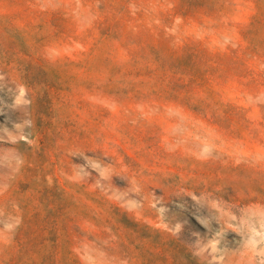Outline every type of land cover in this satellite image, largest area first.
I'll use <instances>...</instances> for the list:
<instances>
[{"label":"rangeland","instance_id":"374dc122","mask_svg":"<svg viewBox=\"0 0 264 264\" xmlns=\"http://www.w3.org/2000/svg\"><path fill=\"white\" fill-rule=\"evenodd\" d=\"M211 4L191 31L211 51L241 47L264 81V0ZM72 13L80 31L92 26L78 2ZM22 76L0 66V264L5 251L33 264L17 238L59 240L63 257L74 254L67 264H264V149L227 144L180 109L102 97L89 99L101 107H42ZM224 91L264 107V82L256 96L235 82ZM102 196L130 221L104 230Z\"/></svg>","mask_w":264,"mask_h":264},{"label":"trees","instance_id":"16d2710c","mask_svg":"<svg viewBox=\"0 0 264 264\" xmlns=\"http://www.w3.org/2000/svg\"><path fill=\"white\" fill-rule=\"evenodd\" d=\"M211 1L0 0V66L23 72L42 107H101L89 99L102 97L116 107L180 109L227 144L264 149V107L242 106L224 91L235 82L256 96L263 79L249 69L241 47L211 51L191 31L199 9L206 18L213 14ZM76 2L93 17L86 30H79L72 13ZM52 49L67 54L52 61ZM259 173L264 175L262 167ZM102 203L104 230H113L114 220L120 226L118 217L130 221L105 196ZM13 241L33 264H67L74 257L71 251L63 257L57 239ZM30 243L35 252H28ZM44 247L48 252L40 254ZM5 252L3 264H19V256Z\"/></svg>","mask_w":264,"mask_h":264}]
</instances>
